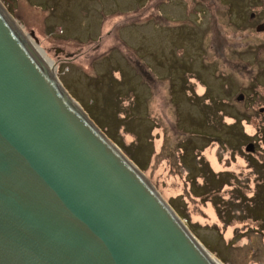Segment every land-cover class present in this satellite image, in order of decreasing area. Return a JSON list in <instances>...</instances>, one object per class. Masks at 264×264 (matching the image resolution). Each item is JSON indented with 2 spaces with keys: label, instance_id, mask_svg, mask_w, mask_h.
Returning <instances> with one entry per match:
<instances>
[{
  "label": "rangeland",
  "instance_id": "1",
  "mask_svg": "<svg viewBox=\"0 0 264 264\" xmlns=\"http://www.w3.org/2000/svg\"><path fill=\"white\" fill-rule=\"evenodd\" d=\"M1 2L208 249L264 264V0Z\"/></svg>",
  "mask_w": 264,
  "mask_h": 264
},
{
  "label": "water",
  "instance_id": "2",
  "mask_svg": "<svg viewBox=\"0 0 264 264\" xmlns=\"http://www.w3.org/2000/svg\"><path fill=\"white\" fill-rule=\"evenodd\" d=\"M26 36L0 0V264H223Z\"/></svg>",
  "mask_w": 264,
  "mask_h": 264
},
{
  "label": "trees",
  "instance_id": "3",
  "mask_svg": "<svg viewBox=\"0 0 264 264\" xmlns=\"http://www.w3.org/2000/svg\"><path fill=\"white\" fill-rule=\"evenodd\" d=\"M220 105L222 106V103H220ZM222 108L224 109V107L222 106ZM223 116H220V120H222L223 118H222ZM231 118H233V119H235V122L233 123V125H231V127L233 128V130L235 129V128H238L239 130V133H238V135H237V137H236V140H241V141H243L244 143H243V146H245L246 144H249L251 141V137L250 136H248V134L247 133H245L244 131H243V129H242V127H240L239 125H241V120L240 119H238V117H236L235 115H232V116H230ZM261 143H263L264 144V139H262V142ZM198 148V147H197ZM124 149V151L129 155V157L135 162V163H137L138 165H139V167L141 168V169H143L142 168V166H141V164L139 163V159H138V157H136V151L135 150H133L131 147H130V149L128 150V148L127 149H125V148H123ZM201 159V158H200ZM256 162V161H255ZM256 164H259V163H257L256 162ZM203 164H201L200 166H202ZM259 167L261 168V170H262V172L264 173V162L262 163V164H260L259 165ZM263 176H264V174H263ZM219 181H221V183H224V180L223 179H218ZM264 178H263V180H262V186L260 187V192H258V197H260V202L262 203V206L264 207V202H263V200L261 201V199H263L264 198ZM204 186V185H203ZM173 205V204H172ZM175 207V206H174ZM176 208V207H175ZM177 209V208H176ZM177 211L179 212V210L177 209ZM180 213V212H179Z\"/></svg>",
  "mask_w": 264,
  "mask_h": 264
},
{
  "label": "bare ground",
  "instance_id": "4",
  "mask_svg": "<svg viewBox=\"0 0 264 264\" xmlns=\"http://www.w3.org/2000/svg\"><path fill=\"white\" fill-rule=\"evenodd\" d=\"M18 26V25H17ZM27 38V36H26ZM38 50L39 52L48 60V61H52L50 60V58H48V56L46 55V53L41 49L39 48L36 43H35V40L34 39H31V38H27ZM57 73V66H56V72ZM201 242V241H200ZM202 243V242H201ZM203 246H205L203 243H202ZM206 247V246H205ZM207 248V247H206ZM221 261V260H220ZM222 262V261H221ZM223 263V262H222ZM224 264V263H223Z\"/></svg>",
  "mask_w": 264,
  "mask_h": 264
},
{
  "label": "flooded vegetation",
  "instance_id": "5",
  "mask_svg": "<svg viewBox=\"0 0 264 264\" xmlns=\"http://www.w3.org/2000/svg\"><path fill=\"white\" fill-rule=\"evenodd\" d=\"M249 2H252L253 0H248ZM254 1H257V0H254ZM255 11V10H254ZM258 13V12H257ZM257 13H254V12H252V13H250V15H249V19L250 18H255L256 16H257ZM255 16V17H254ZM264 23V22H263ZM260 24V23H259ZM260 200V199H259ZM263 200V202H264V198L263 199H261V201ZM239 214H240V211H239ZM260 215H261V217L259 218V219H262V220H264V211H262V213H260ZM253 220V219H252Z\"/></svg>",
  "mask_w": 264,
  "mask_h": 264
}]
</instances>
